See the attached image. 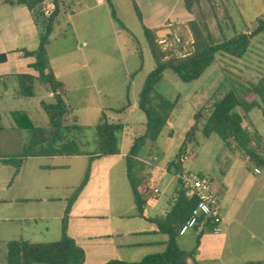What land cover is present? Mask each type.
Wrapping results in <instances>:
<instances>
[{
  "label": "crops",
  "instance_id": "0c3cea01",
  "mask_svg": "<svg viewBox=\"0 0 264 264\" xmlns=\"http://www.w3.org/2000/svg\"><path fill=\"white\" fill-rule=\"evenodd\" d=\"M48 1L45 0L43 4L48 3ZM87 1L90 3V0H72V2L67 1L66 3L70 4V9L63 17L71 27V49H63L55 56L50 55V37L57 23L46 47L49 65L55 78L63 83L66 91V101L72 108V114L69 116L67 124L70 126L77 125L78 116L74 114L78 112L81 105L76 100L79 103L85 102V107L89 103L93 104V107H87L86 110L90 109L89 116L91 119H97L96 122L101 112L122 107L127 98L130 107L123 114H108L111 122H119L124 126L120 152L118 155L97 158L91 163L88 181L73 203L69 213L68 235L84 250V264H105L111 260L138 262L147 255L161 253L165 249L168 237L160 233L157 224L153 220H163L174 206L177 195L181 190L179 177L183 172H191L182 169L183 163L185 161L196 162L202 155L203 150L200 146L198 147V144L196 146L190 144L184 154L186 159L181 160V170L176 171L174 167H170L184 141L185 134L193 124V114L202 108L211 97L208 95L213 89H210L209 85L201 91L186 96H182L179 91H175L173 95L167 97L158 94L155 90L159 96L170 102H175L176 107L157 141H147L140 150L136 172L138 177L150 179L154 189L152 197L145 206L143 217L137 216L125 158L133 142L145 133L146 119L138 109V95L146 76L153 70L155 65L144 28L151 32L152 37L163 52L167 47L169 52L175 48L181 50L182 46L183 48L186 45L191 46L192 36L188 23L193 18L186 11L183 0H130L142 33V37L138 38L127 26L120 23L123 26L121 27L113 20L111 8L109 7V2L112 4L110 0H93L92 4H88ZM259 7H262L263 12L260 16H264V0H260ZM79 8H81V12L75 13ZM105 8H107L105 18L100 20ZM88 13L91 15L85 16ZM37 14V10L30 11L28 9L26 2L17 4L16 0H0V53L5 54L6 57L12 54L15 59L26 61V67L29 70H32L31 66L34 60L26 56L25 52L37 50L42 29L46 24V20H43V22L38 20ZM111 21L118 27V30L114 32L116 38L113 41L109 38L106 39L110 36L111 31L105 29L108 23L111 25ZM122 32L131 39L135 46L132 53L137 57L138 64L133 69V73L124 69L123 76L120 74L121 80L117 81V85L114 84L115 91L119 93L115 103L102 105V98L106 102L111 98L112 78L116 74L111 69L105 68L104 61H106L107 56H111L110 47L114 45L118 54H124L127 51L125 44L120 45L119 37L122 36ZM162 33L164 34L162 35ZM92 37L93 39H91ZM98 40L99 44L97 43ZM82 47L88 49L84 54L82 53V55H85L82 56L83 61H88L87 56L89 55L97 57L98 60L93 68H90L87 63L83 68H79L76 65V58L69 60V56H76V53L80 52ZM146 62H151L148 69L145 68ZM167 71L163 73L159 83L164 81ZM23 74L34 75L35 73L32 70L30 73ZM136 79L137 84H134ZM36 93L40 94L36 107H39L42 111L47 125V118L41 104L51 102L52 94L39 84H35L34 95L28 98H35ZM81 93L83 95L78 96ZM186 104L191 108L189 117L184 119L177 151L172 153L175 146L172 127L180 119ZM136 111L141 113L144 118L138 116ZM237 111L243 115L241 110ZM250 112L245 115L244 126H247L249 133H256L259 136L258 160L252 161L241 150L226 149L222 140L218 144L219 147L213 157V161L218 165L216 170L219 174V182L215 185L211 177L210 179L221 202L220 225L222 232L215 235L210 229H194L183 236L179 235L176 239L178 247L185 252H192L198 264H264V134L255 128L249 118ZM25 113L33 121L31 115ZM135 115H137L136 118ZM70 118L73 124H70ZM255 147V144H251L253 150H255ZM144 148L147 149L144 155L147 158H140ZM192 148L196 152L194 157L190 158L188 154ZM87 154V156L27 157L15 177H13L14 168L5 165L3 162L17 157L20 153L10 157L0 156V171H4L3 169H11L12 171L5 176V179L3 178L0 185V251L4 248L5 257V246L10 241L24 240L38 243L42 242L36 241L38 238H45L43 240H46V242L59 240L62 218L67 200L70 197L67 195L61 198H50L49 196L46 197V192H49L48 190L52 189L53 184L57 182L59 188H67V192L72 195L80 185L79 176L76 172L71 173V178H68L66 174H62L58 181L52 183V180L46 177L34 178L32 174L24 172V165L28 161H37L36 168L40 172L64 173L70 170L74 160L85 159L88 165L89 157L94 152H87ZM118 167L121 172L118 178L115 179L112 172ZM86 170L87 167L85 172ZM210 171V167H206V169L199 168L198 174L209 175ZM173 174L174 176H172ZM114 180L117 181V184L119 181L122 188L127 186L133 201L131 207L117 214H113L112 206ZM155 190H157V193H155ZM165 193L168 195L164 200H160ZM62 200L63 203H61ZM33 202L39 204L65 203L63 213L58 217L61 224L57 226V229L55 226L51 230L48 221L52 220L47 219L45 220L46 227L43 228L44 230L40 232L36 230L38 219L35 216L32 217L33 215H26V212L20 206L29 205ZM16 206L20 209H16ZM49 236L56 239L50 241ZM5 257L4 264H6Z\"/></svg>",
  "mask_w": 264,
  "mask_h": 264
},
{
  "label": "trees",
  "instance_id": "16d2710c",
  "mask_svg": "<svg viewBox=\"0 0 264 264\" xmlns=\"http://www.w3.org/2000/svg\"><path fill=\"white\" fill-rule=\"evenodd\" d=\"M44 1L26 0V5L30 11H35L42 7ZM67 1L72 2V0H52L54 10L49 18H45L46 24L42 29L37 50L25 52L26 56L34 60L31 69L35 74H20L15 77L20 88V96L32 97L35 84H39L52 94V101L41 104L47 118L46 126L35 125L25 112L11 114L16 128L25 131L28 135V142L24 144L20 155L3 162L14 168L13 177L19 173L27 157L88 155L87 152L80 151L76 142L69 137L74 131L81 133V127L67 124L72 108L66 101L65 87L55 78L46 53L49 37L58 22V16L66 14L70 9V4H66ZM201 1L183 0V3L186 11L194 16L195 9L199 8ZM109 7L113 20L123 27L117 21L110 2ZM188 28L192 36L191 51L182 56H168L169 54L163 52L155 42L151 32L144 28L155 65L146 76L138 95V109L146 119L145 133L133 142L125 158L127 175L139 217H143L145 206L152 197L154 189L150 179L140 178L136 172L140 150L147 141H157L176 107L175 102H170L155 92V86L162 79L163 73L170 70L182 82L191 83L201 78L215 62L217 55H227L235 60L243 59L249 51L251 41L259 35H264V16H259L251 27L243 32H235L232 37H227L223 29L218 28L220 36L216 38L207 24L196 18L188 23ZM218 86L220 88L222 85ZM129 107L130 102L127 98L122 107L101 112L95 126L96 147L92 151L94 154L89 157L88 168L82 182L67 200L60 239L38 243L24 240L10 241L5 246L6 264H84V250L68 235L69 213L88 181L91 163L97 158L118 155L120 152L124 126L119 122H111L108 114H123ZM253 109H260L264 115V79H260L257 83L248 81L245 85L236 81L235 86H231L224 94L211 96L202 108L193 114V124L185 134L184 141L170 167H174L176 171L181 170V159L188 145H197L196 134L201 123L200 132L204 137L208 138L211 134H216L223 141L226 149L241 150L249 159L257 161V151L260 149L259 136L256 133H249L247 126H244L245 115ZM237 110H241L243 115ZM251 144L256 145L255 150L251 148ZM195 152V149H190L189 157L193 158ZM196 202L195 198H187L184 191L180 190L174 206L166 217L163 220H153L160 233L168 237L163 252L147 255L138 262L111 260L105 264H198L194 254L181 250L176 241L181 226L188 219Z\"/></svg>",
  "mask_w": 264,
  "mask_h": 264
},
{
  "label": "rangeland",
  "instance_id": "374dc122",
  "mask_svg": "<svg viewBox=\"0 0 264 264\" xmlns=\"http://www.w3.org/2000/svg\"><path fill=\"white\" fill-rule=\"evenodd\" d=\"M110 1L112 3V11L117 21L127 26V28L138 38H141V29L139 24L137 23V19L135 17L136 15L134 13L130 0ZM87 3L92 4L93 0H90V3L87 1ZM259 6L260 0H211L210 2L202 0L199 8L195 9V15L192 16V18L200 19L205 22L211 33L216 38H219L220 36L218 28H222L227 37H232L235 32H243L247 30L249 26L251 27L253 25V22H255V20L263 13L261 10L262 7ZM105 10H107V8H105L104 12L101 14L100 20H103V18H105V13H107L105 12ZM78 12H81V8L75 11V13ZM90 15L91 14L88 13L85 16ZM37 16L39 21L43 22V20H45V18H42L40 14H37ZM63 16L64 14H60L58 16L57 25L55 26L54 31L50 37L51 42L49 52L51 56L57 55L63 49H71V27L69 26L68 21L65 20V16ZM105 29L106 31H111L110 36L106 37V39L109 38L111 41H113L116 38L114 32L115 30H118L117 25H115L114 22H112L111 25H109L108 23ZM91 39H93V37ZM119 39L120 45L122 46L125 44L127 51H125L124 54H118L117 48H115L114 45L110 47L109 52L111 56H107L106 61H104L105 68L111 69L113 72H116V74L112 78L113 89L110 91L112 92L110 94L111 98L108 100V102H106V100H104V98L100 96V98H102L103 100L102 105L115 103V100L118 98L119 94L117 91H115V85H117V81L121 80L120 74H122L124 69L129 70L131 73H133V69L138 64L137 57H135L132 53V51L135 49V46L133 45L131 39L123 32L122 36L119 37ZM97 43L99 44V40ZM87 50L88 49H86V47L80 48V52H77L76 56H69V60L71 58H76V65L79 68H83L86 63L87 65H90V68H93L98 59L97 57H95V55H89L87 56L88 61H83L82 56L85 55H82V53L84 54ZM190 51L191 46L188 45H186L184 48L182 46L181 50H179V48L171 49L170 52L168 51V47L165 48V52L169 53L168 56H181L189 53ZM151 62H146V69L149 68ZM30 72H32V70H29L26 67V61L15 59V56L12 54L6 57L5 62L0 63V156L10 157L13 155H18L23 151V148L25 146L24 144H26L28 141L27 133L16 128L11 117L12 113L20 111L27 112L31 115L33 123L39 126L46 125V119L42 111L39 107H36V103L40 94L36 93V96L33 99L25 98L19 95L20 88L15 77L17 75ZM260 79H264V35H259L252 40V44L247 55L241 60H235V58L227 55H217L215 62L204 72L201 78L191 83L182 82L176 74L168 70L166 73V78L164 79V81L158 83V85L155 87V90L158 94L164 95L166 97L173 95L175 91H179L182 96H186L193 92L201 91L202 89H205L210 85L209 88L213 90L209 92L208 96H213L214 94H224V92L227 91L231 86H235L236 81L245 85L248 81L257 83ZM134 84H137V79L135 80ZM219 84L222 85L220 86V88L218 86ZM82 95V93L80 95L78 94V96L80 97ZM71 96L73 95L71 94ZM76 102L81 105L78 112L74 114L75 116H78L77 125L81 127V133L74 131L69 137L76 142V144L79 146L80 151L89 153L92 152L96 147L95 126L97 123V119H91V117L89 116L90 114L88 113L90 109L88 111L86 110L87 107H93V104L89 103L88 106L85 107V102L79 103L78 100H76ZM190 109L191 108L189 107V105L186 104L180 119L172 127V137L175 141V146L172 149V153H175V151H177V144L181 139V129L185 121L184 119L185 117H189ZM136 114L144 118L141 113L137 112ZM136 116L137 115H135L134 117L136 118ZM249 118L255 125V128L259 130L260 133L264 134V115L262 111L253 109L250 112ZM69 122L70 124H73L71 118ZM201 125L202 123L199 126L196 140L198 147L200 146L203 150L202 155L196 162L185 161L183 163L182 169H186L187 171L198 174L199 168L206 169V167H210L211 171L209 175H207L212 178L213 183H215L216 185L219 182V174L216 170L218 168V165H216L213 161V157L215 155V152L217 151V148L219 147L218 144L221 142V139L216 134H213L209 138L204 137L200 132ZM146 152L147 149L144 148L141 152L140 158H147L146 156H144ZM36 162L28 161L24 165V172L32 174L34 178H38L39 176H42L43 178L46 177L49 180H52V183L58 181V178L62 174H66L68 178H71V173L75 172L76 174H78L79 181L81 183L86 173L85 169L86 167L88 168L85 159H77L72 161V170L70 168V170L64 173H47L40 172L36 168ZM119 169L120 168L118 167L112 172L113 178H118V175L121 172V170ZM3 170L4 171H0V185L1 181H3V178L5 179V176H7V174L9 175L10 172H12L11 169ZM172 176H174V174ZM212 189L216 193L215 186L212 185ZM48 191L49 192H46V197L49 196L50 198H61L67 195L71 197L70 192H67V188H59V186H57V182L56 184H53L52 189ZM129 192L130 190L127 189V186H124L122 188V185L119 183V181L117 184V181L114 180L112 191L113 214H117L120 211H125L133 205L132 196ZM167 195V193L162 195L160 200H164ZM61 203H63V200ZM20 206L22 209H24L26 215H33L32 217L35 216L38 219L36 230L40 232L44 230V227H46L45 220L47 219L52 220L48 221L49 225L51 226L50 229L52 230V227L55 226L57 229V226L61 224L60 220H58V217H60L63 213L65 203L60 204L50 202L46 204H39L37 202H33L29 205ZM16 209H20V207L16 206ZM54 238L55 237H48V239H51L50 241H53ZM43 239L45 238H38L36 241L46 242V240ZM4 257L5 250L4 248H2L0 251V264H4Z\"/></svg>",
  "mask_w": 264,
  "mask_h": 264
},
{
  "label": "built area",
  "instance_id": "2783aa9c",
  "mask_svg": "<svg viewBox=\"0 0 264 264\" xmlns=\"http://www.w3.org/2000/svg\"><path fill=\"white\" fill-rule=\"evenodd\" d=\"M53 10V2L49 0L48 3L37 9V13L43 18H49ZM185 159L184 156L181 160ZM179 180L181 190L184 191L185 196L195 198L197 201L188 219L181 226L179 235L183 236L194 229H210L213 234H220L222 232L220 225L221 202L212 189L210 177L192 172H183ZM155 193H157V190H155Z\"/></svg>",
  "mask_w": 264,
  "mask_h": 264
},
{
  "label": "water",
  "instance_id": "95a60500",
  "mask_svg": "<svg viewBox=\"0 0 264 264\" xmlns=\"http://www.w3.org/2000/svg\"><path fill=\"white\" fill-rule=\"evenodd\" d=\"M26 2V0H16L17 4H24ZM164 33H162L163 35ZM6 61V55L5 54H1L0 53V63H3Z\"/></svg>",
  "mask_w": 264,
  "mask_h": 264
}]
</instances>
